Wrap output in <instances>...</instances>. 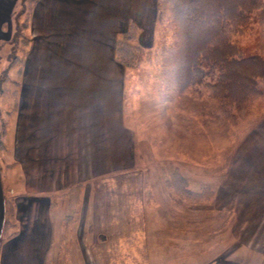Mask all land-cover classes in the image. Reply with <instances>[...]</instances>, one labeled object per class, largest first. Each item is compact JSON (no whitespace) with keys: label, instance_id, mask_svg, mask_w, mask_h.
Instances as JSON below:
<instances>
[{"label":"crops","instance_id":"crops-1","mask_svg":"<svg viewBox=\"0 0 264 264\" xmlns=\"http://www.w3.org/2000/svg\"><path fill=\"white\" fill-rule=\"evenodd\" d=\"M20 1L0 0V48L14 32ZM131 29L137 31L136 45L154 47L157 0H36L31 6L30 42L2 150L8 160H0V264H261L264 252L248 246L242 235L198 236L197 212L183 213L171 204L155 159L147 157L149 168L139 169L127 118L131 73L115 52L119 35ZM196 111H171L178 135L173 150L210 148L197 133ZM166 162L158 163L179 168L191 191L210 185L204 167L175 158ZM230 182L218 189L227 203L235 195ZM76 185L83 186V221L66 249L59 201ZM220 200L219 209H229ZM8 201L14 234L6 237ZM202 223L211 226L213 216ZM259 238L264 248V236Z\"/></svg>","mask_w":264,"mask_h":264},{"label":"rangeland","instance_id":"rangeland-1","mask_svg":"<svg viewBox=\"0 0 264 264\" xmlns=\"http://www.w3.org/2000/svg\"><path fill=\"white\" fill-rule=\"evenodd\" d=\"M26 8L28 10V4ZM256 17L257 13L252 16L249 26L250 31L243 35L233 36L232 41L241 48L245 56L259 55L264 57V25H258ZM13 20L14 22L16 20L20 27L24 16H21L20 20L14 16ZM16 31L15 28L11 36L3 41L4 43H1L5 48H0V118H4L5 121H7V116L4 112H10L12 109V99L3 96L1 91L4 88L10 90L15 88L11 84L2 82V79L4 76L16 81L18 79L16 68L8 69L12 58L20 54L19 49L22 39L21 34H17L19 30ZM172 31L173 26L169 22H165L160 27L158 26L156 42L152 50L159 48L163 43L166 46H171L174 41ZM160 33H165L163 40H166L164 42ZM27 35V29H25L23 37H28ZM134 40L133 44L136 45ZM124 67L131 73L129 75L131 87L127 99V118L135 132L138 154L141 158L140 162H142L139 169L146 170L149 168L145 166L147 157L155 159L156 162L153 164L160 166L157 168L160 185L166 192L171 204L173 203L174 207L183 213L188 211L197 212L199 220L198 236L206 235L208 240L213 234L215 237L217 235L223 236V234L232 235L233 231V234L237 233L249 240L248 246L260 250L262 255L264 252L262 250L264 249L262 247L263 238L260 239L259 237L264 236V80L258 82V89L261 93L243 105H234L232 109L233 120H229L219 112L206 87H201L199 94L192 92V94L190 92L175 93L164 85H160L156 77L155 67L151 63L143 62L134 68ZM215 78L216 72L213 71L212 74L206 77L205 81L214 83ZM187 94L190 98H185ZM176 108H179L182 114L187 108L193 110L196 108L197 111L192 114V118L194 122H197L198 128H196L199 136L208 141L210 148L207 151H202L201 146L191 153L185 149L173 150L176 148V142L173 141L178 138V135L172 122L169 121V116H173L171 111ZM205 116L207 117V124L203 121ZM11 119L12 117L8 118V126H10ZM202 127H204L203 130H201ZM205 129L206 131H204ZM210 137L213 138V142ZM163 139H166L167 144ZM7 143L5 138L3 144L6 149L7 146L5 145ZM147 143L149 147L151 145V151L148 149ZM199 145L201 144L199 143ZM2 150L3 148L0 147V160L5 163L8 157L6 158V154L2 153ZM236 156L241 161L239 160L238 166L234 170L228 171L230 167L232 169ZM167 158L169 160L175 158L186 163H196L198 168L204 167V169H207V178L210 179V185L201 188L198 192L191 191L179 168L165 166L169 163L166 162ZM158 162L166 164L163 165V163ZM174 172H177L187 183L189 191L200 193L205 189L211 192V196L206 200L203 199L204 201H191L182 198L173 190H168L165 183L171 173ZM229 173L231 175L227 176ZM229 181H231L229 188L235 195H233L234 199L227 203L218 189L227 185ZM103 184H108L107 179L103 180ZM218 184H220V187L217 188ZM253 184L257 186L253 188ZM259 189H262L261 192H259ZM255 190H258L259 193H254ZM216 194L218 198L217 201H214ZM81 197L82 192L80 201L75 207L69 206L64 196L59 201L60 208L64 209L61 220V234L66 249L67 246H71V237L74 236L75 232L73 228L83 221V219H81V222L79 220ZM219 198L228 204L229 209H219L218 205L222 202ZM259 199L262 200L258 201ZM207 212H210L209 214L213 216L214 224H211V226L202 223V221L207 220V217H210ZM89 216L92 215L89 213ZM261 259V264H264V254ZM70 260H73L71 252L69 255Z\"/></svg>","mask_w":264,"mask_h":264},{"label":"trees","instance_id":"trees-1","mask_svg":"<svg viewBox=\"0 0 264 264\" xmlns=\"http://www.w3.org/2000/svg\"><path fill=\"white\" fill-rule=\"evenodd\" d=\"M35 1L21 0L20 11L15 15L19 20L24 16L20 27L16 20V24L14 23L17 31L19 30L17 34H21L22 39L20 54L12 58L8 67L16 68L17 74L30 42L29 37H23V33L27 29L30 9ZM255 13L257 24L264 25V0H157V27L165 22L173 26V44L166 46L163 43L154 51L136 46L133 40L137 31L131 29L119 35L115 48L116 57L121 64L131 68L143 62L151 63L160 85L172 92L195 93L201 87H206L219 112L225 118L233 120V106L243 105L258 96L261 93L258 82L264 80V57L245 56L241 48L232 41L233 36L250 31V22ZM160 34L164 42L165 33ZM213 71L216 72L215 81L207 83L205 79ZM2 82L15 88H4L1 91L3 96L12 99V109L4 112L7 121L0 118V147L6 148L3 140L8 135V118L15 113L19 83L8 76H4ZM165 185L168 190L191 201L206 200L211 196V192L205 189L200 193L189 191L187 183L177 172L171 173ZM82 188V185H76L63 195L69 206L75 207L78 204ZM12 217L13 204L8 201L4 226L6 237L14 234Z\"/></svg>","mask_w":264,"mask_h":264}]
</instances>
